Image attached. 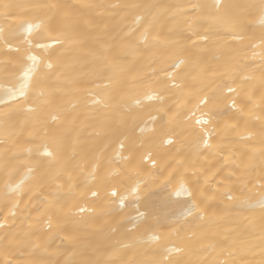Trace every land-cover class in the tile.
Returning a JSON list of instances; mask_svg holds the SVG:
<instances>
[{
    "label": "bare ground",
    "instance_id": "1",
    "mask_svg": "<svg viewBox=\"0 0 264 264\" xmlns=\"http://www.w3.org/2000/svg\"><path fill=\"white\" fill-rule=\"evenodd\" d=\"M260 4L0 0V264H264Z\"/></svg>",
    "mask_w": 264,
    "mask_h": 264
},
{
    "label": "snow or ice",
    "instance_id": "2",
    "mask_svg": "<svg viewBox=\"0 0 264 264\" xmlns=\"http://www.w3.org/2000/svg\"><path fill=\"white\" fill-rule=\"evenodd\" d=\"M240 7H247L246 5H217L216 8H217V19H218V22L221 26H228L230 25L232 22H233V18H234V13H233V9H236V8H240ZM260 8L262 10V15H261V22L264 23V0H261V4H260ZM29 28H31V26H29ZM205 39H207V37H205ZM34 59V58H33ZM180 63L182 62H178L174 65L175 68H179L180 67ZM49 67H51V65H49ZM26 77L28 76V74L26 73L25 74ZM24 87H28V84L27 82L25 83ZM233 89H230V91H232ZM9 91H11L9 89ZM23 94V93H22ZM152 97L150 96L149 99H151ZM203 103H206L207 101H202ZM200 121H198L199 123ZM207 121H204V123H206ZM46 155H51L50 152H46L45 153ZM133 192L136 191V189H133L132 190ZM113 196H116L117 193L115 191H112L111 193ZM93 195L95 196L96 193L93 192ZM126 197L124 196H121L119 199H120V202L121 204H123V200L125 199ZM81 211H84L83 209H81ZM113 264H115V262H113Z\"/></svg>",
    "mask_w": 264,
    "mask_h": 264
}]
</instances>
